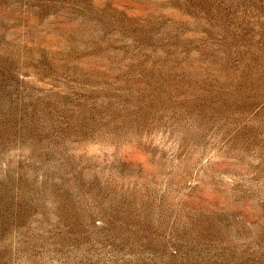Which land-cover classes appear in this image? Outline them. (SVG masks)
I'll return each mask as SVG.
<instances>
[{
    "label": "rangeland",
    "instance_id": "obj_1",
    "mask_svg": "<svg viewBox=\"0 0 264 264\" xmlns=\"http://www.w3.org/2000/svg\"><path fill=\"white\" fill-rule=\"evenodd\" d=\"M0 264H264V0H0Z\"/></svg>",
    "mask_w": 264,
    "mask_h": 264
}]
</instances>
